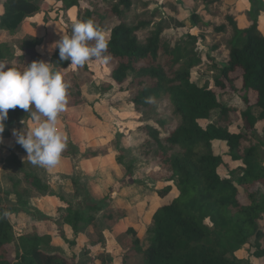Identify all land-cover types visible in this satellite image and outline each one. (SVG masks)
Wrapping results in <instances>:
<instances>
[{"label":"trees","instance_id":"obj_1","mask_svg":"<svg viewBox=\"0 0 264 264\" xmlns=\"http://www.w3.org/2000/svg\"><path fill=\"white\" fill-rule=\"evenodd\" d=\"M55 1L59 11H75L77 21L91 18L107 30L111 59L107 64L97 62L103 79L110 84L101 92L116 87L127 94L128 103L138 115L145 156L170 173L169 181L177 193L157 210L145 241L135 238L133 230L127 231L134 237L132 247L142 264H252L236 256L251 239L255 248L252 256L264 258V230L259 226L264 216V191L258 188L264 187V165L251 141L258 123L264 131V37L256 24L239 29L228 17L233 32L228 57L221 66H215L218 74L213 86H200L193 81L201 63L196 49L198 36L166 39L164 22L154 17L155 13L137 12L135 0ZM199 1L204 6L218 2ZM39 11L38 0H3L0 32L14 33L25 18ZM192 20L197 21V17L192 16ZM65 31L70 34L71 27ZM40 44L37 38H25L19 41L16 52L12 44L0 40V61L23 69L40 60ZM48 62L70 81L68 96L72 105L84 104L81 89L93 83L96 71L90 62L96 60L73 67L55 53ZM249 93L254 94L253 102ZM231 94L241 96V108L218 101L219 96ZM213 111L218 112L216 123L203 128L202 123ZM28 120L31 117L25 110L18 106L9 109L2 137H10L14 129L27 130ZM218 142L226 146L224 156L213 152ZM72 148L78 147L67 136L62 157L69 159ZM21 151L28 155L24 148ZM98 156L93 152L83 159ZM8 161L7 168L12 171L7 177L9 187L0 188V264H73L62 253L45 250L50 237L39 235L34 227L24 233L13 230L8 216L18 211L14 205H24L25 196L53 193L50 177L42 173L40 166L29 160L23 163L16 154H11ZM226 161L240 165L235 180L219 175ZM117 164L122 165V160ZM125 169L128 175L130 171ZM14 171L21 172V177H16ZM22 183L26 187L20 189ZM96 204L89 208L99 209ZM86 220L82 212L67 204L64 224L77 230L78 224Z\"/></svg>","mask_w":264,"mask_h":264},{"label":"rangeland","instance_id":"obj_2","mask_svg":"<svg viewBox=\"0 0 264 264\" xmlns=\"http://www.w3.org/2000/svg\"><path fill=\"white\" fill-rule=\"evenodd\" d=\"M2 1L0 0V6ZM38 1L40 11L25 18L14 33L0 32V40L8 41L18 52L17 45L20 40L37 38L41 41L37 48L39 59L48 62L51 55H59V49L54 47L56 42L52 37L54 25L58 23L65 30L71 27L77 18L75 11H59L55 0ZM135 4L137 12L155 13L154 17L158 16V19L164 22L166 39L176 41L187 34L198 36L196 49L201 63L195 69L193 81L200 86H213L218 74L215 66H221L228 57V48L233 36L228 17L239 29L256 24L258 32L264 37V0H218L208 6L202 5L199 0H135ZM192 16H196L197 21H193ZM218 28H222V31H216ZM99 64L97 61L90 62V67L96 71V75L91 87H88L91 89L87 91L90 96H98L99 100L87 105L82 104L84 106H74L68 96L67 110L60 114L59 126L78 147L72 148L69 159L78 163L84 160L83 157L95 152L110 160L111 165L105 166V169L101 167L89 175L81 170L74 171L71 178L76 181V186L71 182V192L57 196L56 216L34 214L38 215L40 220H58L51 226L56 236L54 239L50 238L49 246L44 249L62 253L71 258L73 264H142L141 256L136 254L132 247L134 237L127 231L133 230L135 238L145 241L153 227L155 213L177 193L173 183L169 181L170 173L149 156H145L142 147L143 134L138 128V115L128 103L127 94L116 87L101 92L110 83L103 79V72L98 70ZM236 86H240V81L236 82ZM84 88L81 89L82 92H86ZM98 93L106 96L100 98ZM249 97L253 102L254 94L249 93ZM218 101L227 107L241 108L243 105L239 94L219 96ZM162 107L168 108L164 104ZM69 116H90L95 125L87 124L86 119L82 124L84 118L78 122L70 120ZM217 117L218 112L213 111L210 119L202 123V127L216 123ZM31 122L33 123L32 119L27 123ZM251 141L258 148L259 160L264 165V131L261 123L257 124ZM2 142L0 188L6 190L5 188L9 187L7 177L12 173L7 168L11 155L4 140ZM5 142L9 144L8 140ZM18 149L16 152L22 155L17 157L23 163L26 162L28 158L21 151L23 148ZM213 152L215 155L224 156L227 149L223 143L218 142L214 143ZM119 160H122V165L117 164ZM239 166V163L226 161L225 166L220 167L219 175L221 178L235 180L240 175ZM125 167L130 171L128 175ZM232 171H235L233 175ZM14 173L16 177H21V172ZM60 180V177L50 176L48 183L54 185ZM25 187V183L19 186L20 189ZM258 188L264 191V187ZM28 197L32 196L24 198ZM95 202L99 209L91 210L89 206H94ZM67 204L82 212L88 219L78 224L77 230L62 222ZM28 209L33 210L31 207ZM259 226L264 230V216ZM14 231L19 233L16 229ZM252 242L253 239L238 251L236 256L249 260L252 264H264V258L255 259L252 256L255 250Z\"/></svg>","mask_w":264,"mask_h":264},{"label":"clouds","instance_id":"obj_3","mask_svg":"<svg viewBox=\"0 0 264 264\" xmlns=\"http://www.w3.org/2000/svg\"><path fill=\"white\" fill-rule=\"evenodd\" d=\"M109 40L107 30L89 18L74 22L70 34H63L54 47H58L60 59L70 61L73 67H83L93 59L107 64L111 59ZM54 66L39 60L20 69L0 61V142L8 110L17 106L25 110L34 124L27 130L14 129L13 135L26 150L29 162L43 168L59 165L67 148V136L59 126V117L67 110L71 83Z\"/></svg>","mask_w":264,"mask_h":264},{"label":"crops","instance_id":"obj_4","mask_svg":"<svg viewBox=\"0 0 264 264\" xmlns=\"http://www.w3.org/2000/svg\"><path fill=\"white\" fill-rule=\"evenodd\" d=\"M0 14H1V6H0ZM54 27H53L54 33L52 37L55 40V42H57L58 40L61 39L63 34H66V31L62 29L60 24L58 23L57 25H54ZM83 87H85L84 89L86 91V92L81 91L82 98L85 101L84 103L85 105H87L88 103H93L96 100H99L98 96L94 94L90 96L88 94L87 92L88 89H91L88 87H91V85H86ZM99 96L100 98H104L106 95H102V93H100ZM79 106H84V105H79ZM69 118L70 120H75L76 122L84 118L81 122L82 124L84 123V120L86 119L87 124L95 125V121L92 120L90 116H84V117L83 116H69ZM33 124L34 122L33 123L31 122L29 124L27 123V129L33 126ZM3 140L8 150H10L9 155L11 154H16L18 156L22 155L21 153L16 152L19 149L17 148L18 143L16 142V137L13 135V131L11 132L10 137L3 138ZM6 140L9 141V144H6L5 142ZM108 165H111L110 160L102 156L82 160V161H79L78 163H74L70 159L62 157L61 162L55 168L40 167L42 169L43 174H45L47 177H50V176H52V178L53 176L60 177L61 180L58 181V183H55L54 185H51L49 183V186L53 193L52 196L28 197L24 199V202H25L24 205H14L18 209V211L16 212L12 211L9 213V216H8L9 222L12 225L13 230L16 229L17 231L19 232L21 231L22 233H24V232L29 231L31 227H34L39 235H49L50 238L52 237V239H54V236L56 235H54L53 229H51V226H54V224L57 223L58 220L53 218V220L51 221H44V220H40L38 218V215L51 216V217L56 216V213H57L56 201L58 199L57 196H63L64 194L71 192V189H72L71 177L74 171L81 170L85 174L89 175L91 173H94L101 167L105 169V166H108ZM27 206L33 208V210L28 209ZM34 213L35 214L37 213L38 215H35Z\"/></svg>","mask_w":264,"mask_h":264}]
</instances>
